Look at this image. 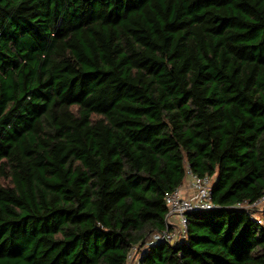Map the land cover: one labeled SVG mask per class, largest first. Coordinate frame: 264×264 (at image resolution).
Listing matches in <instances>:
<instances>
[{
	"label": "trees",
	"instance_id": "1",
	"mask_svg": "<svg viewBox=\"0 0 264 264\" xmlns=\"http://www.w3.org/2000/svg\"><path fill=\"white\" fill-rule=\"evenodd\" d=\"M188 171L139 264H264V0H0V264H128Z\"/></svg>",
	"mask_w": 264,
	"mask_h": 264
},
{
	"label": "built area",
	"instance_id": "2",
	"mask_svg": "<svg viewBox=\"0 0 264 264\" xmlns=\"http://www.w3.org/2000/svg\"><path fill=\"white\" fill-rule=\"evenodd\" d=\"M188 178L187 182L165 195L168 206L167 229L152 233L142 246L141 251L138 247H133L129 254L128 264H139L143 252L153 245H157L162 241L176 244L184 238L187 233L188 214L217 207L212 199L211 179L196 176L191 171H188ZM261 205H264V196L258 202L246 207L260 208ZM258 222H261V220L258 219Z\"/></svg>",
	"mask_w": 264,
	"mask_h": 264
},
{
	"label": "rangeland",
	"instance_id": "3",
	"mask_svg": "<svg viewBox=\"0 0 264 264\" xmlns=\"http://www.w3.org/2000/svg\"><path fill=\"white\" fill-rule=\"evenodd\" d=\"M262 206H264V205H261L260 208H261ZM260 208H259V209H260ZM255 209H258V207H256Z\"/></svg>",
	"mask_w": 264,
	"mask_h": 264
}]
</instances>
